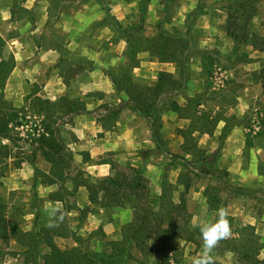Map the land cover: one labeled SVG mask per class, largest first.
I'll return each mask as SVG.
<instances>
[{"label":"rangeland","instance_id":"obj_1","mask_svg":"<svg viewBox=\"0 0 264 264\" xmlns=\"http://www.w3.org/2000/svg\"><path fill=\"white\" fill-rule=\"evenodd\" d=\"M244 1L254 8L250 17L246 16L249 9H237L236 0H0V59L12 56L14 60L0 99L19 110L22 126L11 132L17 139L14 146H18L13 152L19 157L0 164V205L5 207L7 220L22 231H33L35 222L47 228L50 217L45 209L62 207L51 194L59 186L73 189L70 179L48 184L50 165L36 144L32 145L44 115L39 116L30 106L31 94L50 102L67 97L81 101L85 105L83 113L95 125H101L103 132L112 130L118 135L127 125L144 146L138 152V167L131 166L129 159L117 162L116 157L124 154L119 149L103 151L94 162H110V175L130 174L129 167L141 169V183L149 191L147 202L151 204L159 197L163 180L174 189L175 202L178 194L184 195L188 213L184 228L194 235L172 238L174 251L169 264H193L203 252L200 229L193 225L197 221L215 223L220 208L228 211L232 235L211 253L214 264H250L232 249L240 245L244 233H252L247 226L254 228L260 244L257 258L264 264V0ZM197 6L202 13L187 17ZM160 32L190 35L188 68L191 64L197 70V64H202L201 52L211 54L213 65L209 77L202 69L203 83L198 93L191 97L183 92L179 96L164 93L148 119L113 81L128 74L132 84L153 87L160 72L174 71L172 77L184 82L179 80L175 63H158V57L148 52H137L134 58L129 54V43L157 38ZM134 61L139 63L137 68L130 66ZM173 101L179 102L182 112L171 110ZM86 104L91 106L89 111ZM203 114L215 127L210 133L195 132L192 137L200 153L187 155L183 133L192 117ZM57 127L73 166L88 174L83 163L88 156L86 142L91 137L103 138L104 133L77 138L72 131V114L59 119ZM153 131L159 135V148L156 144L147 147L145 139L153 142ZM2 143L12 145L7 140ZM195 169L205 172L200 174ZM90 176L93 180L105 177ZM185 184L189 185L187 191L183 189ZM81 192L86 194L79 188L73 196L65 195L68 205L78 206ZM140 192L145 193L144 189ZM207 198L217 199L216 209L208 206ZM135 203L129 197L124 208H100L86 201L79 206L82 213H66L60 226L67 236L55 237L54 243L62 250L77 247L102 251L108 243L120 239L127 216L132 220ZM107 222L113 225L107 226ZM242 229L245 232L241 233ZM245 238L250 239L248 235ZM6 250L2 264H24L21 255L8 253L20 252L16 241L11 240ZM131 253L133 259L128 264H163L158 256L143 259L138 251L133 249Z\"/></svg>","mask_w":264,"mask_h":264},{"label":"trees","instance_id":"obj_2","mask_svg":"<svg viewBox=\"0 0 264 264\" xmlns=\"http://www.w3.org/2000/svg\"><path fill=\"white\" fill-rule=\"evenodd\" d=\"M235 6H238L237 9L244 11L249 9V14H246L247 17H250L254 12L253 6L244 0H236ZM201 13L200 6H197L187 17H194ZM187 26L189 30L190 24H187ZM186 33L172 36L160 32L157 38L140 39L137 44L129 43V54L131 58H134L137 52H148L150 56L158 57L160 62L175 63L179 67V80L181 78L185 79L188 68V54L191 48V38ZM229 36L231 38L234 37L232 34H229ZM201 61L203 72L209 77L211 66L213 65L211 54L209 52H201ZM138 65L139 63L134 61L130 66L131 68H136ZM13 68L14 60L12 56L7 60H0V91L3 90L5 81ZM116 83L118 87L124 89L125 95L134 102V108L148 119L152 116V111L156 105L155 102L160 101L164 93L173 94L174 91H178L182 86L181 82L166 72L158 74L157 81L153 87H139L136 84H132L128 74L125 79H121L120 81L114 80L113 84L115 87ZM262 89L264 90V84ZM31 95L27 97V99L30 96L32 97L30 106L39 116L44 115L40 120V134L36 138L33 137L32 145L36 144V148L42 158L50 165V176L47 177V182L53 185L57 182L63 183L66 179H70L73 184V189L70 191L64 186H59V189L51 194V199L61 202L62 210L65 213L71 210L82 213L84 210L75 204L68 205L65 195L73 196L80 187H83L88 193L90 205H97L100 208H122L129 197L134 198L136 203L132 205V220L125 224L120 231V239L108 243L102 251H83L77 247L62 250L54 243L55 237L67 236L63 232L62 226L50 229L39 226L35 222V229L33 231H22L15 222L7 220L5 207L0 205V264L6 258L8 251L6 249L9 248L11 240L16 241L21 250L20 252L8 253L11 256L21 255L24 264H128L133 259L131 253L133 249L138 251L143 259L153 255L160 257L163 264H169L170 255L174 251L171 243L172 238L179 237L185 239L184 234H187L190 238L194 235L193 233L188 234L184 228L188 223L185 220V213L187 211L184 195L178 194V201L175 202L174 189L172 186H169L166 180H163L161 183V193L156 202L154 204L147 202L149 191L141 183V169L133 167H129L130 174L120 172L93 180L83 170L73 166L72 155L59 138L57 127L58 120L63 116L85 112V105L77 99H69L67 97H60L57 101L50 102L49 100H43L35 96V93ZM0 97H2V92H0ZM170 107L175 113H180L183 110L175 101L171 102ZM192 118L191 125L183 133V147L187 155L194 156L200 153V149L192 135L195 132L198 134L210 133L215 124L209 121L205 114ZM18 120L19 110L5 104L0 99L1 165L4 160H14L16 157H19L17 153L13 152L14 147L18 146H14V141H17V139L11 134L13 129L21 125ZM152 127L153 125L151 124V130H154V127ZM156 131H153L152 137L159 148V135ZM3 140H7L13 146L3 144ZM172 157L173 160L176 158V156ZM87 161L88 157L85 156L83 163ZM204 162L205 160L203 159L202 163ZM103 163H108L110 168L113 166L107 161ZM14 165L19 168V163L15 162ZM196 171L200 174L205 172L204 169ZM72 172H75L74 175H72ZM188 188V184L183 185L185 191ZM142 189L145 191L144 195L140 192ZM216 201L217 199L210 200L207 198V204L211 209L217 208ZM85 211L88 212V209L86 208ZM247 227L252 229V233L246 234L250 239L245 238L246 235L244 233L241 236V239L243 237V241L232 249L236 250L240 257L250 264H263L257 258L260 244H257L254 228L251 226ZM242 232H245V229H242ZM187 240L189 241L190 239Z\"/></svg>","mask_w":264,"mask_h":264},{"label":"crops","instance_id":"obj_3","mask_svg":"<svg viewBox=\"0 0 264 264\" xmlns=\"http://www.w3.org/2000/svg\"><path fill=\"white\" fill-rule=\"evenodd\" d=\"M1 60V59H0ZM57 62V61H56ZM161 64H171V63H164V62H158ZM197 70L193 68L190 64V67L188 68L189 71V76L188 78L184 79V82H182V86L178 91H174L177 96L185 94L187 97H191V95L198 93L202 87V67L201 64H197ZM137 68V67H136ZM12 72V71H11ZM171 73H174V71H167ZM173 93V94H174ZM176 102V101H175ZM92 106V102L90 103ZM177 104L181 107L179 102ZM89 104H86V109L87 111L90 110L91 107ZM171 108V107H170ZM172 110V109H171ZM89 121V123H88ZM72 122H73V128L72 131L76 135L77 138L87 137V134L89 136H94L96 137V132L98 133H104L103 138L100 136L98 139L92 140V137L90 138V142H86L85 149L87 150L88 154V161L85 162L87 166V170L89 175H99V176H108L110 175V170H109V164L108 163H97V160L94 159L98 157L99 154H102L103 151H124V154L119 155L116 157L117 162L120 161H126L129 159V162L131 163V166L133 167H138L139 164V155L138 152L140 151L142 146V143H139L140 141L137 138L136 131L133 130L132 128H129L127 125L124 126V130L120 129L119 134L116 135L115 132L111 131H105L102 129L101 125H95L94 121H90L85 113L81 114H76L72 115ZM116 125L118 123H115ZM115 127V126H113ZM128 127V128H127ZM93 133H95L93 135ZM82 139V138H81ZM146 142H148L147 147H153L155 145V142L151 140L145 139ZM85 144V143H84ZM119 149V150H118ZM83 169V168H82ZM83 188V187H80ZM85 189V188H84ZM86 191V189H85ZM80 200L77 202L78 207L82 205H86V201H88V193L86 191V194L81 192V196L79 197ZM124 208V207H123ZM131 210V209H130ZM117 221V218L115 216L114 222ZM131 221L129 217L127 216L126 222L128 223ZM113 222H107L108 225H113L111 224Z\"/></svg>","mask_w":264,"mask_h":264},{"label":"clouds","instance_id":"obj_4","mask_svg":"<svg viewBox=\"0 0 264 264\" xmlns=\"http://www.w3.org/2000/svg\"><path fill=\"white\" fill-rule=\"evenodd\" d=\"M45 211L50 217L46 227L50 229L58 228L64 222L66 213L62 210V207L46 208ZM217 215L218 219L215 223L197 221L193 225L199 227L203 240V252L193 260V264H214L211 253L222 240L230 238L232 235L227 209L220 208Z\"/></svg>","mask_w":264,"mask_h":264},{"label":"built area","instance_id":"obj_5","mask_svg":"<svg viewBox=\"0 0 264 264\" xmlns=\"http://www.w3.org/2000/svg\"><path fill=\"white\" fill-rule=\"evenodd\" d=\"M19 127H22V126H19ZM18 127V128H19ZM35 127H37V126H35ZM17 127H16V129H18ZM39 134H40V125L38 126V129H37V134H36V136L38 137L39 136Z\"/></svg>","mask_w":264,"mask_h":264}]
</instances>
